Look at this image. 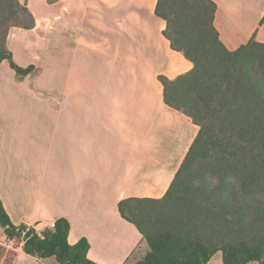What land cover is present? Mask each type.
Here are the masks:
<instances>
[{"label": "crops", "instance_id": "1", "mask_svg": "<svg viewBox=\"0 0 264 264\" xmlns=\"http://www.w3.org/2000/svg\"><path fill=\"white\" fill-rule=\"evenodd\" d=\"M19 1L36 24L11 30L7 47L34 69L0 62V199L16 226L64 218L94 263L135 264L149 246L119 203L163 198L194 144L200 127L166 104L160 81L193 64L165 37L158 0ZM211 1L228 50L264 45V0ZM23 247L10 264H60ZM208 264H224L222 253Z\"/></svg>", "mask_w": 264, "mask_h": 264}, {"label": "trees", "instance_id": "2", "mask_svg": "<svg viewBox=\"0 0 264 264\" xmlns=\"http://www.w3.org/2000/svg\"><path fill=\"white\" fill-rule=\"evenodd\" d=\"M216 13L211 0L157 3L172 49L193 64L175 80L160 77L165 102L191 117L200 131L163 198L119 203L122 217L149 246L135 264H208L219 252L224 264H264V45L253 38L228 50L215 28ZM35 24L19 0H0V62L7 60L20 76L34 68L15 63L8 36ZM210 151L207 171L192 176L197 159ZM0 226L8 240L22 239L24 252L39 260L96 264L88 258L86 239L69 243L67 219L40 232L16 226L0 199Z\"/></svg>", "mask_w": 264, "mask_h": 264}, {"label": "rangeland", "instance_id": "3", "mask_svg": "<svg viewBox=\"0 0 264 264\" xmlns=\"http://www.w3.org/2000/svg\"><path fill=\"white\" fill-rule=\"evenodd\" d=\"M212 151L209 152V157L201 156L197 159L196 163L193 165L192 176L206 172V168L209 163L212 161ZM14 243L11 245V248L6 245L7 240L4 238V234L2 233V227L0 226V264H10L13 255L15 254V249L19 246V243L22 242V239H14Z\"/></svg>", "mask_w": 264, "mask_h": 264}, {"label": "built area", "instance_id": "4", "mask_svg": "<svg viewBox=\"0 0 264 264\" xmlns=\"http://www.w3.org/2000/svg\"><path fill=\"white\" fill-rule=\"evenodd\" d=\"M28 228H32L38 232L40 231H43L44 229L48 228L47 226L46 227H40L41 225H26Z\"/></svg>", "mask_w": 264, "mask_h": 264}]
</instances>
